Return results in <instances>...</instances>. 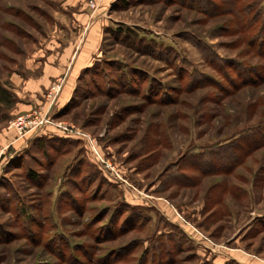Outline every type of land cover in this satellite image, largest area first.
<instances>
[{"label":"rangeland","instance_id":"obj_1","mask_svg":"<svg viewBox=\"0 0 264 264\" xmlns=\"http://www.w3.org/2000/svg\"><path fill=\"white\" fill-rule=\"evenodd\" d=\"M65 1L0 0V264H136L141 241L172 225L190 247L170 264H264V77L232 89L201 51L231 74L235 60L263 66L259 42L250 47L239 30L256 10L243 18L239 8L253 0H120L64 102L66 74L45 89L35 79L62 54L49 44L78 31ZM200 72L213 83L189 88L183 75ZM57 78L45 128L73 124L77 139L27 142L41 130L1 142L16 139L9 122L43 104ZM131 207L145 227L120 233Z\"/></svg>","mask_w":264,"mask_h":264},{"label":"trees","instance_id":"obj_2","mask_svg":"<svg viewBox=\"0 0 264 264\" xmlns=\"http://www.w3.org/2000/svg\"><path fill=\"white\" fill-rule=\"evenodd\" d=\"M120 0H116L113 5L111 6V8L115 7L116 5H118ZM239 0H236L235 2V6L236 3ZM257 0H253L251 2V4H247L244 5L243 7L239 8L241 11H243L242 17H246L248 18L251 14V10H253V8H256L255 10V14H253V17H249L246 22L244 21L243 23L240 22V26H242L239 30H240V34H241V39L244 41L246 40V42L248 43V45L250 47H252L256 42H259V50H254L253 53L255 54H263L264 55V18H262L261 15V11L262 8L261 7H256L257 5ZM208 48H203L201 49L203 55L206 57V59H213L209 60L210 62V66H213L214 70H216L217 72H219L223 77L227 78V80L230 82V84L232 85V89H236L238 87H240L241 85H245V84H256L257 83V79H252L249 80V76L253 77L256 76L255 74H259V76L264 77V65L263 66H253V65H244L243 63L239 62V61H234L231 63L230 67L234 70V74H231L232 72L230 70H226L222 65V63H226L227 64V60L225 59H219L217 58L212 52L207 50ZM252 50V48H251ZM214 59L217 60V62L214 61ZM89 69V67L84 68V70ZM197 75H199L201 77V80H196V77L194 76V74L190 73L189 75H183V77H187V85L189 88H197L200 85H207L208 83H213V79L208 76V74H205L203 72L198 73ZM232 75H236L235 77H232ZM237 77L241 78L242 77V81L238 82L236 79ZM220 86V85H219ZM222 89H225L224 87H222ZM227 90V89H226ZM0 92L2 95H4L6 92H4L3 90L0 89ZM228 92V91H227ZM150 96H148L146 98V100H150ZM167 97H160L159 100L160 101H167L166 100ZM55 118H58V116ZM53 115V117H54ZM47 128V127H46ZM44 128L40 134L38 135V137L36 139H34L32 142H46L49 143L48 140L52 139L51 141H53L54 136L51 137V135H59L60 138H68V139H74L76 140L77 138L74 137L71 134H67L61 131H55V130H50V129H46ZM237 140V139H236ZM57 152V151H56ZM40 156L46 158L47 157V150L40 151L39 152ZM234 164V162H233ZM233 164L231 163L230 166H226L223 167V171H228L231 169V167L233 166ZM209 164H207L208 166ZM210 169H201L200 172H205V171H209ZM19 209L21 210V207H19ZM130 210L127 212V216H125V219L122 221L123 223H127V226H124L121 230L120 233L126 229H128L129 227L131 229L135 228V230L140 231V229H143L145 227V222L143 221V216L138 214L137 212L135 213L136 208H129ZM138 210V209H137ZM117 215H115L114 217H111L109 219L108 225L110 226L114 221L117 222L115 219H117ZM115 218V219H114ZM34 220L36 221V219L34 217H31V219H28V225H30L29 227H32L33 225V221L30 222V220ZM114 219V220H113ZM120 219V218H119ZM134 219V220H133ZM32 224V225H31ZM40 226L42 224L41 221H39L38 223ZM135 226V227H134ZM173 229L168 230L165 233H161V231H159V228L156 229L155 233L152 234L151 237L146 238V242H148V246L144 247L143 243L144 241H141L140 247H143L142 250H139L138 252V258H137V263L136 264H157V261H162V264H170L172 262L175 261V257L176 254H178L177 252H181L184 251V249L186 250L187 248H189L187 246V244L185 243V241L188 239L187 234L180 228H178L176 226V229H174V225ZM140 241V240H139ZM46 246L48 247L50 243H47L46 240ZM52 247V246H50ZM62 247V246H61ZM133 249L134 246H128L127 248L123 249L126 251L127 255L134 253L136 251H134ZM86 250V248H85ZM122 250V251H123ZM119 250H115V253H118ZM62 253V252H61ZM63 259H67V257L63 254L62 255ZM163 258H167V260H164ZM76 260V257L74 259L68 258V262H74ZM166 261H169L168 263H165ZM213 264V263H211Z\"/></svg>","mask_w":264,"mask_h":264},{"label":"crops","instance_id":"obj_3","mask_svg":"<svg viewBox=\"0 0 264 264\" xmlns=\"http://www.w3.org/2000/svg\"><path fill=\"white\" fill-rule=\"evenodd\" d=\"M115 1L116 0H101L92 16L87 6V0L65 1V5L71 9L72 14L76 18L78 31H75L74 35L69 40H58L56 43L49 44L51 50L57 51L59 49V51H62V54L55 55V53H53L51 57L49 56L47 61H43L42 74L35 79L39 82V85H41V89L47 88L51 79L66 74V82L59 100L64 102L67 101L68 95L72 91L73 80H75L77 74L82 69L90 64L92 57L99 48L103 34L105 11H107ZM28 80L27 82L25 80L26 84L31 82V79ZM38 88L36 86L35 89ZM34 92L36 91L34 90ZM33 104L34 101L30 102L24 109L29 110ZM5 135L4 138H1V142L26 141V139H13V135L11 136L7 133ZM32 141L33 140L27 142ZM183 229L187 231L184 227Z\"/></svg>","mask_w":264,"mask_h":264},{"label":"built area","instance_id":"obj_4","mask_svg":"<svg viewBox=\"0 0 264 264\" xmlns=\"http://www.w3.org/2000/svg\"><path fill=\"white\" fill-rule=\"evenodd\" d=\"M89 6L94 10L97 7V2L95 0H89ZM61 87L62 78L55 79L45 96L43 104L14 117V119L9 122L8 128L14 131L16 139L29 136L32 137L51 123L53 107ZM55 127L67 134H74L73 132L76 131L73 124L64 121L56 122ZM107 165L110 166V164Z\"/></svg>","mask_w":264,"mask_h":264}]
</instances>
